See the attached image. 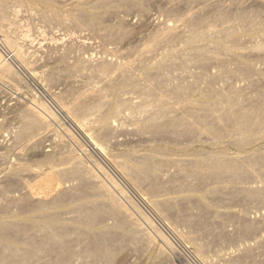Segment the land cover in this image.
Wrapping results in <instances>:
<instances>
[{
	"label": "bare ground",
	"instance_id": "1",
	"mask_svg": "<svg viewBox=\"0 0 264 264\" xmlns=\"http://www.w3.org/2000/svg\"><path fill=\"white\" fill-rule=\"evenodd\" d=\"M39 1H37L39 2V5L41 4V6H45L47 10V14H46L43 9L44 13L46 14L44 15L43 18L50 19L51 22H53V20L54 21L60 20V15L63 13L60 12L61 14L59 13L60 14L59 15L56 12L55 10L56 7L52 3L53 1L52 2H50V0H39ZM81 1L88 3V4L92 3L93 4L92 7H95V6L99 8L111 7L112 9L116 11H119V10L121 11L124 9L128 10V8H131V9L136 8V10L137 9L141 10L145 2L148 0H81ZM201 1L203 0H179V2H181L180 4L182 5L185 4V6L186 5L189 6V5L196 4L195 5L196 7L198 6L197 4H199ZM247 1L248 0H244V1H241V0H224V1L216 0L215 1L214 0V2L210 4L206 2L203 7L201 6L200 8L197 7L198 10H196L195 12L189 13V15H187L182 21L183 22L182 25L179 26L178 24L177 25L176 24H166V25L164 24L165 26L158 27L159 32L155 30L156 34L153 33V36L150 37L149 41L146 42L145 44H142V46H140L141 48L139 47L138 52L135 54L137 56L136 58H134V60H131V61L127 60V62L126 61L119 62L121 61L120 60L121 58H120L118 62H113V61H104L105 59L104 60L101 59L103 60L101 61L102 63L99 62L100 65H97V67L94 68L93 70L97 72V73L94 72V75L97 77L99 76L101 78V84L104 86L96 87L95 89L90 90L91 91L90 93L92 95L93 94H97L98 96L101 95L105 99L107 97L108 92H111L112 95L116 97V99L117 98L120 99L122 96V92L125 91L124 89L128 88L132 91V93L138 95L136 96L138 97L137 98L138 102L128 104V102H126L125 99L124 100L122 99L123 101L117 100L118 102H116L117 104L114 106V108L112 106V108L108 112L102 113L103 104H105V102H107L108 99H110L109 98L111 96L110 94V96L106 98L107 101H104V99L103 101H100L98 99L101 103H98V100H96L97 102L96 101L95 102L97 104L93 103L92 107L87 106V104L80 103L82 105L79 104L80 105V106L78 105L79 107H74V108L67 107V109H64L63 111L66 115V116L64 115L65 119L66 120L68 119L67 120L68 122H71L70 119L73 118L78 123H81L80 121H82L83 119L85 120V118L90 117L91 115L92 116L96 115L97 118L94 123H96L99 126V128H101L102 131L105 130L109 132H116V131L118 132V130L121 128L125 129L124 126H126L125 125L126 122L124 123L123 127H120V128L114 126V124L111 125V122L119 121V124H120V121L122 119L121 117L123 116V112L126 111L127 113V110H129L130 112L129 116L128 114L126 115L128 116V118L132 120L131 123L134 121L136 122V128H137V130H135V128L134 129L132 128V130L129 129L131 130L130 132L135 130L137 132L135 133L139 135L138 134V131H139L140 136H141V133H143L144 135L145 134L144 132L146 133L149 132L153 135L155 134V136H162V134L168 133L166 136H171V138L173 136L175 138L177 137L182 138L185 136V139L189 137L188 140L185 142L188 144H186L184 148L180 147L181 148L180 153L183 155V157L190 158V159L183 162L182 164L180 161L175 160L176 162H173L170 159H167V157L170 156V153H168L167 150L165 151L163 148H158L157 146V148H153L150 150V154L147 155V157L145 156L146 158L137 160L136 158H133L134 156H129L125 158L123 162L117 163V166L118 168H120L122 176L130 178L140 185H144L146 187L147 194L151 195L153 198H157L155 202H152L151 204L149 203V205H154L156 208H158L161 211L160 212L161 214H164V215L168 214V217L170 215L173 218L171 219L174 220V222L176 221L175 223L177 226L179 224V226L185 225L187 228L195 227L196 229L197 228L199 229V232L202 233V234L200 233V235H202L201 236L202 242L200 239H199L200 242H197L198 239L197 240L192 239L193 237L197 238V235L195 236L192 231L191 232L194 236L191 238L186 237L188 234L192 235L191 233H187V235L185 234L186 236L180 235L181 232L178 234L180 235V239H182L185 242L191 243L195 241V243H197L194 245L196 246L195 252H197L200 256L204 255L203 252H205V250L209 251L210 249V252H211L212 250L211 248L213 245L212 246L209 245L211 248L207 249V247H209L208 244H212V243L215 244V241L221 240L220 237L223 235V233H221L222 231L220 232V234L218 232L219 230H221L222 227L214 226L213 225L214 221L212 222V225H210L208 223V220L206 219L208 217L207 215L209 214L212 208H216V207L222 208V206L225 207L224 205L228 206L231 203V200L240 203L241 206H242V203L243 205L246 203L247 204L253 203L256 206H258V208L259 207L264 208V180H260V177H264V154L261 152V150L264 148L263 147L264 146V70H260L259 66H257L259 63H260L259 65L261 64L264 65V24H262L261 22L260 24L258 22L259 19L256 21V18H257L256 16L259 15L256 12L257 11L260 12L262 9L264 10V0H250V2L252 1V4H253L252 8H254L251 10L246 8V5H249L246 3ZM26 2H28L29 5L36 4L35 0H26ZM57 2H59V0H57ZM17 3H20V2H17ZM28 3H27V6H28ZM167 3H170L174 7L176 6V3H174V0H167ZM11 4H12L11 0H0V33L5 35L6 44L7 46L10 47L11 50H13L12 52L14 54V55L13 54L10 55L9 53L4 56V54H2V52L0 51V79L1 80L2 79H15L17 76L15 72L16 69L14 71L13 69L14 66L12 67L11 64L9 63L10 59H15L19 67L24 68L28 71L30 70V64L27 59V54H26L27 52H25V49H26L25 46L34 47L33 42L35 41V40H32L31 37H29L30 34H28L27 30H26L27 32L22 31L23 35L22 36L20 35L17 37L19 39L17 40L18 42L14 39L12 40L9 37V34L12 31H14L12 30L13 28L12 26L17 25L20 22L21 16L25 11L24 8L26 6L24 5V8H22L24 9V11H22L21 8H20L21 10L17 9V4L14 5L13 3L14 6ZM15 6L16 8H13ZM174 7L171 9L173 10ZM250 7L251 6H249V8ZM32 8L34 9V7L31 6V9ZM28 11H29L28 13L29 15L30 9ZM40 12L38 13L40 14ZM100 15H97L96 18L90 20L87 26L93 27V28L97 27L99 25V24L97 25V23H98V19L100 18ZM72 16H74L73 25L76 24L80 26L79 25L80 23L82 22L85 23L84 16L86 15H84L82 12L76 13V14L73 13ZM31 17L33 16L30 15V18ZM63 18H64V15H63ZM61 19H62V16H61ZM88 19L89 17L87 18V21ZM263 19L264 18L262 17V20L261 19L260 20L263 21ZM118 21L120 20L118 19ZM60 22H63V21H60ZM69 22L72 23L71 20H69ZM69 22H67L68 25H69ZM17 27L19 29L20 26L17 25ZM99 28L100 27H98V29ZM110 28L111 27H109V29L107 28L108 33L110 35H108V33L106 32V34L109 37L111 36V33L114 34L115 33L114 31H116V29L114 28L115 29L114 30L113 27H112L113 31L112 30L110 31ZM121 30H123V28ZM40 33H41L40 35L43 36L42 34L43 32H40ZM247 39H248V43H246V41L244 43V40H247ZM46 42L48 43V40ZM49 42L53 43L54 40L51 38ZM67 42H70V41H67ZM84 43L86 44L87 42H84ZM57 44H59V42H57ZM50 45L49 47H52ZM176 45H178L177 46L178 48L175 47ZM55 47H56V44H55ZM64 47L66 48V46ZM244 49H246L251 54H253L256 57V61L252 57L254 61L251 60L248 62H243L242 61L243 53H240V51ZM78 51H79V48H78ZM246 57L247 56H245V59ZM122 59L125 60L124 58ZM176 59L179 60V62ZM248 59H249V56H248ZM154 60L156 62H153ZM93 61L94 60H92V62ZM92 62H91V59L86 60V63L90 64L89 66L92 65L91 64ZM64 63H62V65ZM177 63L182 64V67L184 65H189V64L190 66L193 65L195 68L198 69V71H195L197 75L200 74L199 69L207 70V68L213 63H219L220 68L223 69L224 67L225 69L221 74L218 75V77L222 78V80H224L223 77H226L225 74L229 75L228 73L230 72V69L228 70V65L230 66L233 64V67H234V64L237 63L236 66L238 68V73L241 76V78L239 77L237 78L248 82L247 84L248 88L246 87L245 91H247V89H250L251 91L257 92V94H255L254 96H248V94L245 93L244 90H241L240 87H239L240 89L229 88V90L227 91L223 90L224 92H221L218 88H215L211 84H210L211 87L209 89L201 90L198 86V82L196 81L195 82L192 81V83L191 81H189L190 83L188 81L183 82L185 80L184 78H181L183 79V81L181 79H180L181 81H179L176 77L175 78L179 82L175 79L176 81L175 80L174 81L177 83L170 84L171 82L169 81L170 80L169 78H172L171 77L172 72L175 71L180 66ZM83 65L78 64L77 69L83 70V67H85ZM192 67L191 69H193ZM85 69L87 70V68ZM184 69L185 68H183L182 70L184 71ZM176 71H177V74L176 72L174 74L179 75L178 70ZM109 72L114 73V77H109L110 75L107 76L108 74L105 75L106 73H109ZM214 74H215V71H214ZM111 76H113V74ZM188 76L190 75H187V77ZM199 77H201V75ZM190 78L191 77H188L187 79H190ZM113 80L117 81V83L119 84L118 85L116 84V86H114L115 82ZM199 83H201L200 80H199ZM121 89H123L124 91H121ZM160 92H163V95H160L159 94ZM125 93L127 92L125 91ZM97 95L94 97H98ZM136 97H135V100L134 99L132 100L136 101ZM32 100L30 99V101ZM113 100L112 102L111 101L110 102L115 104L114 103L115 101L113 102ZM110 102H107V103H110ZM34 107L35 106L33 105L28 106L27 109L23 111L22 119H21L23 120V124H24L23 129L21 130L19 134L15 132L19 135V137L23 141L24 139H26L25 137L28 136L29 138H31L30 136L32 135L34 136L35 133L37 135V132L41 130H44V131L49 130L50 127H52L53 125V124L51 125L50 121H48V119L44 117L43 114L37 111ZM42 107H47V106L42 104ZM104 108L106 110L107 105L106 106L104 105ZM45 110L48 112L47 108ZM213 112H218L219 115L216 117V115H213ZM50 115L53 116V114L51 113L47 114L49 118H51ZM56 119L58 118L56 117ZM125 119L126 118L124 117L123 120ZM191 119L193 121H191ZM215 119L219 122V126L217 127L211 126L213 124H217V122L214 121ZM196 120H198V123L196 122ZM63 121L65 122V120ZM128 124H130V122ZM82 125L83 127H85L84 129H86V127L89 126V123L84 124L83 122ZM19 126H21L22 128V125H19ZM63 126L66 127L64 124ZM90 129L92 130L91 127ZM19 130H20V127H19ZM122 133H125V132L122 131ZM127 135L129 136L130 134H127ZM132 135L133 134H131L130 136ZM120 136H123V134ZM140 136H136V137H140ZM194 136H196L198 139H201L203 141H204L203 138H205V140L209 138L211 140L210 141L211 148L209 149L211 150L210 151L209 149L205 150L204 148H200L199 150H195V148L194 149L192 148L193 150H190V147H193L191 145H192V142L194 141L193 140L195 138ZM23 137L24 139H22ZM20 138H17V139L20 140ZM183 140L184 139H182V141ZM61 142H64V141H61ZM223 143H226L228 146H231L237 150L246 151L247 155L245 157H234L228 153L226 148L222 146ZM182 145L184 144L182 143ZM257 146L258 148L256 149ZM197 148H198V144H197ZM54 152H57V151H54ZM76 152L77 151H75V153ZM73 154L72 152H68L67 156L63 158L61 157V162L66 163L65 165H69L68 167L65 166L59 169L50 170L51 173L55 174L56 179H57V183L55 184L54 190L50 191L45 196L32 194L33 191L29 192L26 196H24L29 201L32 202V205L30 206V208L27 209V211L26 209L23 211L25 212L24 215L21 214L23 215V217L18 214L19 212L17 213V217H14L15 216L14 214H13L14 218L12 216L7 217V212L9 210H6L7 212H4L6 214H4V216L2 215L3 216V217L1 216L2 218L0 217L1 219L0 220V264H114L116 259H118L119 254L122 255L124 253L125 256L128 255L127 253H125L126 252L125 249H126V244L129 245L130 242L138 245V246H135L136 248H138L139 246L141 250L144 248L145 251L148 252L147 254H149V252L152 251L154 243L156 244L155 237L151 235V233L141 223H139V221L136 218H134L133 213L129 209H127L126 206L123 205L124 203L122 204L121 203L122 201L120 200L121 201L120 202L117 199L118 196L115 194V192H113L109 187H107L102 179L100 180L101 176L95 173L94 170L90 168L91 166L88 167L86 165L87 166L86 167L84 162L80 158V156H79L80 158L79 159V158H76V156H74ZM175 154H176V151H175ZM51 158L54 159V157H51ZM51 158L48 157V159L46 160V163L52 164L51 162H53V159ZM57 165L58 163L56 164V166ZM172 166L175 169L177 168V173H175V170H173L175 173V174L173 173L174 175L172 173L170 174L169 172L167 174L168 169L172 168ZM25 168L26 166L23 169ZM28 168L31 169L30 167ZM99 170L101 171L102 175H105L107 177L106 179H109L111 182H113L116 185L117 192L119 191L121 194L126 193L124 188H122L119 184H117V182L114 181V179L107 172H105L106 170H104L102 167ZM29 171L30 170H28V172ZM33 171L35 172V170ZM69 181H73L74 184L76 183L75 187L69 188L70 186H68V188H66L63 186L64 184H66V182L68 183ZM50 182H51V178H50ZM74 191L75 193L73 194ZM169 191H176V193H180L182 194V196L174 197V198H169V197L165 198L164 196H166ZM127 197L128 196H126L125 199H127ZM160 197H164V198L159 200L158 198ZM207 198L211 201L210 203H209V200H207ZM229 201L230 203L228 204ZM12 202H13V199H12ZM22 202L20 200V203ZM236 202L234 204H237ZM190 205L194 206L193 211H196V210L198 211L196 215L191 214L192 212H190V209H189ZM230 206L232 207L231 204ZM256 206L254 208L257 209ZM23 207L25 208V206ZM191 211H192V208H191ZM20 213L22 212L20 211ZM220 213L221 212L218 213L219 216H224L225 220H232L231 222L234 223L233 224L234 226L236 225V229L238 227L237 231L238 230L239 231L238 232L236 231L237 233L236 232L235 233L236 234L239 233L238 238L240 239L241 237V240L244 239L246 235L248 237V234L250 233L252 234V232H254L257 229L259 230L261 227V226L259 227L256 225L257 223H255L256 222L255 220L257 219H254L253 217L251 218H253L254 221H251V220H248L247 217L243 219L242 218L243 216L241 215L242 216L241 218L244 221H242L241 218H240V221H238L239 219L237 218L238 219L237 220L236 217L234 218L232 215H228L227 213H224V214H220ZM10 214L12 215V213ZM209 215L212 217L213 212H212V215L211 213ZM263 216L264 214L261 216V218ZM218 218L220 217H217L216 219ZM224 219H222V221ZM262 221L264 224V217ZM215 224H218V222ZM229 224L225 225L226 228L231 226V223ZM263 224L261 223V225ZM186 227L185 229H187ZM226 228L222 230H225V232H227L226 230H228V228L227 229ZM233 228L235 229V227ZM258 230L255 232L260 231ZM230 231H231L230 233H233L232 230ZM229 236H232V234H229ZM234 236H232V239H230L231 243L233 241ZM225 240L228 241L227 238ZM234 240H237V239L235 238ZM164 242L165 241H163V243ZM219 242L221 243L222 241H219ZM223 243L225 242L223 241ZM257 243H259V241H257ZM227 244L229 246L232 245L229 243ZM218 245H214V246L216 247ZM233 245L235 246L234 243ZM214 246H213V249H214ZM236 246H237V243H236ZM160 247L161 249H159L158 253L156 252V256L158 255V257H160L163 254L162 250L164 247L162 248L161 245ZM78 248H82V249L79 250ZM128 248L130 249L132 247L130 246ZM244 248L240 246V249H244ZM261 249L264 250L262 246H261ZM132 250L133 249H131V251ZM141 250L139 251L141 252ZM244 250L242 251L244 252ZM250 250L248 249V251ZM242 251H241V254H243ZM142 252L141 253L137 252V253L139 254V256L142 255L143 257L145 255L144 254L145 252H143L144 255L142 254ZM252 253H253L252 250L250 253H247L246 251L244 253L245 254L244 258L247 259L248 262L250 259L257 261V259L253 257L254 253L253 254ZM133 255H137V254L133 253ZM232 255H233V252L228 257L230 258L232 257ZM234 257L236 256L233 255L232 258ZM127 258H130V257L127 256ZM152 259L154 260L155 257L154 258L152 257ZM160 259L161 257L158 260L160 261ZM241 259L240 261H243ZM137 260H140V258ZM137 260L135 264L137 263L139 264ZM201 262H202L201 264H213V261L210 262L209 260H206L204 258H202ZM229 262L231 264L230 260ZM235 262L239 263V259L237 258ZM250 262H252V260H250ZM116 263L118 264L119 262H116ZM131 263H133V261ZM239 264H243V263L241 262ZM250 264H253V263H250ZM255 264H264V261L256 262Z\"/></svg>",
	"mask_w": 264,
	"mask_h": 264
},
{
	"label": "rangeland",
	"instance_id": "2",
	"mask_svg": "<svg viewBox=\"0 0 264 264\" xmlns=\"http://www.w3.org/2000/svg\"><path fill=\"white\" fill-rule=\"evenodd\" d=\"M35 1H36V4H34V5L30 4L29 5V3L26 2V0H11V2H12L11 5H13V3H14V5L17 4V9H20V8L22 9V8H24V5H26V6L24 8L25 11H24V9H22V11H24V13L21 16L20 22L17 24L20 26L19 29H18L17 25H13L12 30H14V31L11 32L12 34L11 33L9 34V37L12 40L14 39L17 41V40H19L17 38L18 36H20V35L22 36L23 32L28 31V34H30L29 37H31L32 40H35V41L33 42L34 47L25 46V48H26L25 52H27L26 53L27 59H28L29 64H30V70L28 71L24 68L19 67L18 63H16L15 59H10L11 61L9 60V63L11 64L12 67L14 66L13 67L14 71L16 69V71H15L17 74L16 78L18 80L16 78L15 79H2V80L0 79V217L2 215L4 216V214H6V213H4V212H7L6 210H9L7 212V217H11V216L13 217L14 215H15L14 217H17L18 212H19L18 213L19 215H21V214L24 215L25 212H23V211L25 209L27 211V209L30 208V206L32 205V202L29 201L26 197H24L29 192L33 191L34 193L32 192V194L45 196L50 191L54 190L55 184L57 183V179H56L55 174L51 173L50 170L51 169H59V168L65 167V166L68 167L69 165H65L66 163L61 162V157L63 158V157L68 155V152H72V154L74 153L73 155L76 156V158H79V156H80V158L84 162L85 166L86 165L88 167L91 166L90 168H92L95 173L99 174L102 177L101 178L99 176L100 180L102 179L103 182L105 183V185L107 187H109L113 192H115V194L118 196V197L116 196L117 199L119 201L121 200L122 202L121 201L120 202L122 204L124 203L123 205L126 206V208L129 209L133 213L134 218H136L139 221V223H141L151 233V235H153L155 237L156 244L154 243L152 251H150L149 254H147L148 252L145 251L144 248H143L144 250L143 249L141 250L140 246L138 248H136L135 246H138V245L133 244L131 242L130 243L127 242V243H129V245L126 244V249H125L126 252L125 253H127L128 254L127 256L130 258H127V256H125L124 253H123L124 255L119 254L118 259H116L114 264H117L116 262H119L118 264H124V263L135 264L136 260L139 258H140V260H137V262H139V264H148V263L149 264H166V263L167 264H199V263L201 264L202 258L209 260L210 262L213 261V264H230L229 260L231 261V264H233V263L239 264L241 262L243 264H248V263L249 264L250 263L255 264L256 262L264 261V250L261 249V246L264 249V242H263L264 241V233H263L264 232V227H263L264 224L262 221L264 216L261 218V216L264 214V208L263 207L258 208V206H256L253 203L252 204L246 203L244 205L242 203V206H241L240 203L231 200V203L229 201L228 204L230 203L232 205V207L229 204L228 206H230V207H228L227 205H224L225 207L222 206V208L221 207L212 208L213 210L211 209L209 214L211 213V215H212V212H213V216L211 217L208 214L207 215L208 217L206 219L208 220V223L210 225H212V222L214 221V224H213L214 226L222 227L221 230H219L218 232L220 234V232L222 231L221 233H223L224 236L222 235L220 237L221 240L215 241V244L214 243L208 244V246L209 245L210 246L218 245L220 243L219 241H222L221 243H223V241H224L225 243H223V244L220 243L223 248L221 247L220 244L216 247L214 246V249H213V246H212V248L210 246L207 247V249H209V248L212 249L211 252H210V249H209V251L205 250V252H203L204 255L201 254L202 256H200L197 252H195L196 246H194V245L197 244V243H195V241L188 243V242H185L182 239H180V235L186 236L187 233L192 234V232H193V234L195 236L197 235V238L193 237L194 236L193 234L192 235L188 234L189 236L187 235L186 237H190V238L193 237L192 239H196V240L198 239L197 242H200L199 239L201 240L202 235H200L201 232H199V229L198 228L196 229L195 227H189V228H191V229H189L185 225H183L184 226V228H183V226H179L178 223H177L178 224V226H177L175 223L176 221L174 222V220H172L173 218L170 215L168 217V214H165L166 217H168V218H166L164 214L160 213L161 211L158 208H156L154 205H149V203L151 204L152 202H155V200H157V198H153L151 195H148L146 192V187L144 185H140V184L136 183L135 181H133L132 179L122 176L121 170L117 166V163L123 162L124 159L129 157V156H134L133 158H136L137 160H140L142 158H146L147 155L150 154V150L153 148H157V146H158V148H163L165 151L167 150V152L170 153V156H168L167 159H170L173 162L180 161L182 164L183 162L190 159V158L183 157V155L180 153L181 148H184V146L186 144H188L185 142L188 140L189 137H187V139H185V136L182 138H180V137L175 138L173 136L174 138L172 137L173 138L172 139L171 136H166L168 133L162 134V136L164 135L162 137V136H155V134L153 135L149 132H147V133L144 132L145 133L144 135H143V133H141V136H140L139 131H138L139 135H137L136 134L137 132L135 131V130H137L136 122L134 121L131 123L132 120L130 118H128V116L130 114L129 110H127V113H126V111L123 112V116L121 117L122 119L120 118L121 119L120 124H119V121H112L111 122V125L114 124V126H116L118 128L123 127L124 123L126 122V124H125L126 126H124L125 129L124 128H123L124 130L122 128H121L122 130L119 129L118 130L119 133L117 131H116L117 133L116 132H109V131H105V130H104L105 132L102 131L101 128H99V126L96 123H94L96 118H97L96 115H94V116L91 115L90 117L85 118V120L83 119L82 121H80L81 123H78L73 118L70 119L71 122H68L67 121L68 119L67 120L65 119L66 115L63 112L64 109H67V107H73L74 108V107H79L82 104H87V106L92 107L93 103L97 104L96 100L99 99L100 101H103L104 98L101 95H99V96L97 94L92 95L90 93L91 92L90 90H93L96 87H103L104 86L101 84V78L99 76L97 77L94 75L95 70H93V69L96 68L97 65H100L99 62L103 61L104 59H105L104 61L118 62L120 58H121L120 59L121 61H119V62H124V61L127 62V60H130V61L134 60V58H136V56H137L135 54L138 52L139 47L142 46V44H145L146 42H148L150 37L153 36V33L156 34V31L159 32L158 27H161V26L163 27L166 24H176V25L178 24L180 26L183 24L182 21L184 20V18L187 15H189V13L195 12L196 10H198V8H200V6L203 7L206 2L208 4H210V3L214 2V0H212V1L211 0H208V1L203 0L199 4H197L198 8L195 6L196 4L195 5H189V6L188 5L185 6V4L182 5V4H180L181 2H179V0H174V3H176L175 7L172 6L170 3H167V0H148L145 2L144 6L141 10L140 9L136 10V8H132V9L128 8V10L124 9L121 11L120 10L116 11V10L112 9L111 7L99 8V7H96L95 5H94L95 7H92L93 6L92 3L88 4V3H85L81 0H59V2H57V0H50V2L53 1L52 3L56 7V9H55L56 12L58 14L60 12L63 13V14L60 13L61 15L59 14L60 20L59 21L56 20L57 22L54 20H53V22H51L50 19L43 18L44 15L47 14L46 7L41 6V4L39 5V2H40L39 0H35ZM37 1H39V2H37ZM241 1H244V0H241ZM17 2H20L21 4L17 3ZM27 3H28L29 8L27 6ZM246 3L249 4V5H246V8H248L249 10L254 9V8H252L253 7L252 1L250 2V0H248ZM86 4L88 7L86 6ZM31 6L34 7V9L36 11L33 8L31 9ZM35 6H37V7H35ZM190 6H192V7H190ZM249 6H251V7L249 8ZM173 7L175 10L171 9ZM13 8H16V6ZM29 9H30V14L28 15ZM43 9H44L46 14L44 13ZM70 10H72V11H70ZM42 11H43V13H42ZM102 11H103L104 15H103ZM262 11L264 12L263 9L260 12L255 11L257 14H259L258 16H256L257 14L255 16L257 17L256 21L259 19L258 22L259 23L261 22L262 24H264V19H263V21H261L262 17L264 18V16H263L264 13ZM38 12H40V14ZM81 12L84 15H86V16H84V22L85 23H83V22L80 23L79 24L80 26L74 24L75 25L74 26L73 25V23H74L73 17L74 16H72V15H73V13L76 14V13H81ZM33 13H35V14H33ZM41 13L43 14V16ZM66 13H68V14H66ZM96 14L97 15H100V14L103 15V17H102V15H100V18H99L100 20L98 19L97 25L98 24L99 25L95 28L87 26L88 23L90 22V20L97 17ZM30 15L33 16L34 18L33 17L30 18ZM40 15L42 18L40 17ZM63 15H64V18H63ZM61 16H62V19H61ZM260 16H262V17H260ZM88 17H89V19L87 21ZM64 19H65V21H64ZM118 19L120 21H118ZM69 20H71L72 23H70ZM60 21H63V22H60ZM86 21H87V23H86ZM58 22H60V23H58ZM67 22H69V25ZM108 25H109V27H111L110 31L112 30V27H113V29L114 28L116 29V31H114L116 34L111 33V36H110L111 38L108 36V35H110L108 33V30H107V28L109 29ZM98 27H100V28L98 29ZM122 28H123V30H121ZM120 31H122V32H120ZM40 32H43L42 34H43L44 38L46 37L45 39L43 38L42 35H40L41 34ZM106 32L108 33V35L106 34ZM33 35H35V36H33ZM113 35H114V37H113ZM5 38H6L5 35L0 33V51L2 52V54H4V56L9 54V53H10V55L13 54V52H12L13 50H11L9 46H7ZM51 38L54 40L53 43L49 42L51 40ZM46 39L48 40V43L46 42L47 41ZM55 40H56V42H55ZM57 40H59V41H57ZM40 41L41 42L43 41L44 44H43V42L41 43ZM67 41H70V42H67ZM245 41H246V43H248V39L244 40V43H245ZM57 42H59V44H57ZM84 42H87V43L85 44ZM68 43H69V45H68ZM50 44H52V45H50ZM55 44H56V47H55ZM81 44H83L84 46ZM49 45L52 47H49ZM60 46L62 47V49ZM64 46H66V48ZM177 46L178 45H176L175 47L178 48ZM81 47H83V48H81ZM75 48H76V50H75ZM78 48H79V51H78ZM40 50L42 51V53ZM50 51H51V53H50ZM76 52H77V54H76ZM240 53H243V59H242L243 62H248V61H251L253 59H255V61H256V57L253 54H251L249 51H247L246 49L241 50ZM50 54H51V56H50ZM131 55H132V57H131ZM68 56H70L71 58ZM245 56H247L246 59H245ZM248 56H249V59H248ZM46 57H48V58H46ZM252 57H253V59H252ZM122 58H124L125 60H123ZM87 59L88 60L91 59V62H92V60H94L93 61L94 63L93 62L91 63L93 65V67H92V65L89 66L90 64L86 63ZM101 59H103V60H101ZM45 61H47V62H45ZM177 61L179 62V60H177ZM153 62H156V61L154 60ZM62 63H64L65 65L64 64L62 65ZM78 64L85 66V67H83V70L77 69ZM85 64L87 65V67ZM177 64L181 66V67L179 66L176 69V70H178V74L180 76L176 75L177 74L176 70L173 71L172 72L173 76L171 75L172 78H169L170 79L169 81L171 82L170 84L177 83V82H175L177 79L179 81H181V80L183 81V79H181V78H184L185 80L183 82H186V81H188V82L191 81V83H192V81L198 82V86L201 90H207L211 87V85H213L215 88H218L221 92L227 91V90H229V88H234V89H240L241 88V90L245 91L246 87L248 86L247 81L239 79V78H241V76L238 73V68L236 66L237 63L234 64V67H233V64L230 66L228 65V70L230 69V72L228 73L229 75L225 74L226 77L227 76L228 77L227 78L223 77L224 80H222V78L218 77V75L221 74L225 70L221 64L220 65L223 67V69L220 68L219 63H213L212 65H210L211 67L209 66L207 68V70L206 69H204V70L199 69L200 74H198V75L195 72V71H198V69L195 68L193 65L190 66V64H189V65H184L182 67V64H179V63H177ZM259 64L257 65V66H259V69L264 70V65L261 64L262 65L261 66ZM187 66H188V68L190 66V68L188 69ZM191 67L193 69H191ZM58 68H59V70H58ZM85 68H87V70ZM180 68H182V69L185 68V69L183 71ZM31 69L33 70V72ZM21 70H23V71H21ZM54 71H56V72H54ZM214 71H215V74H214ZM67 72H68V74H67ZM175 72H176V74H174ZM185 72H187L188 74ZM53 73H55V74H53ZM83 73H84V75H83ZM95 73H97V72H95ZM112 74H113V76H111ZM194 74H196V75H194ZM105 75H107V76L110 75L109 77H114V73H112V72L106 73ZM185 75H186V77H187V75H190L188 77H191L192 80H191V78L187 79L188 77L186 78ZM200 75H201V77H199ZM206 75H207V77H206ZM75 76H76V78H75ZM194 76H196L198 78H196ZM53 77H54V79H53ZM217 77H218V79H217ZM237 77H239V78H237ZM171 79H173V80H171ZM212 79H213V81H212ZM14 80H15V82H14ZM199 80L201 83H199ZM17 82H19V83H17ZM114 82H115L114 86H116V84L117 85L119 84V83H117V81H114ZM123 89H121V91L125 90L127 93H125V91L122 92L123 97L121 96L120 99L119 98L116 99V97H114V95H112L111 92H108L106 98H108L111 94V96L109 97L110 99H108V101H107L105 98L104 101H107V102L111 101L112 102V100L114 99L113 102L115 101L114 102L115 104H113L111 102L110 103L105 102V104H103L104 103L103 102L102 103L103 104L102 113L108 112L112 108V106L114 108V106L117 104L116 102H118L117 100L123 101L125 99L126 102H128V104L138 102L137 101L138 97H136L138 95L132 93V91L128 88L127 89L125 88L124 90ZM218 89H216V90H218ZM128 91L131 93H129ZM245 93H247L248 96H254L255 94H257V92L251 91L250 89H247V91H245ZM159 94L163 95V92H160ZM96 95L98 97H94ZM33 97L36 100H34ZM135 97H136V101H134ZM30 99L31 100L33 99L35 102L33 100L30 101ZM132 99H134V100H132ZM99 100H98V103H101ZM61 102H62V104H61ZM80 103H82V104H80ZM42 104L47 106V107H42ZM31 105L35 106L34 108L37 111L41 112L43 114V116L46 117L48 119V121H50L51 125L52 124L53 125H52V127H50L49 130H45V131L41 130V131L37 132V135L35 133L36 136L32 135V136H30L31 138H29L27 136V137H25L26 139H24V137H23L22 138V139H24V141H23V140H21V138L18 135L24 126L23 120H21L22 114H23V111H25L27 109V107L31 106ZM104 105L105 106L107 105L106 110H105L106 107L104 108ZM46 108L48 109V112L45 110ZM49 112L51 114H53V116H51V115L50 116H51V118L54 119V121H53V119H51L47 116V114H50ZM217 113L218 112H213V115H216V117H217L219 115V113L218 114ZM126 114H128V116ZM56 117L59 120L56 119ZM124 117L126 118L125 120H123ZM63 120H65L66 123ZM72 121H74V122H72ZM191 121H193V120L191 119ZM214 121L217 122V124H213V125L210 124V125L215 126V127L219 126V122L216 119ZM83 122H84V124L89 123V126H88L89 128L86 127V129H84L85 127H83V125H82ZM129 122L131 125L128 124ZM196 122L198 123V120H196ZM63 124L66 127H64ZM19 125H22V128ZM93 125L95 126V128ZM61 126H63V127H61ZM131 126H133V127H131ZM19 127H20V130H19ZM90 127L92 128V130L90 129ZM54 128L56 131L54 130ZM66 128L68 131L66 130ZM132 128L133 129L135 128V130H133L134 133L136 132L135 135H134L133 131L130 132L132 130ZM129 129H131V130H129ZM127 130H129V131H127ZM122 131L125 133H122ZM15 132H17L18 134ZM101 132H103V133H101ZM96 133H98V134H96ZM126 133L130 134V135L133 134V135L128 136ZM122 134H123V136H120ZM145 135L147 136V138ZM136 136H140V137H136ZM196 136H198V135H196ZM196 136H194L195 138L193 137L194 141L192 142V145H191L193 147H190V150H193L194 148H195V150H199L200 148H204L205 150H208L209 148H211V142H210L211 140L209 138H207V140H205V138H203L204 139V141H203L201 139H198ZM16 137L20 138V140H18ZM98 137H99V139H98ZM43 138H44V140H43ZM38 139H39V141H38ZM182 139H184L185 141L184 140L182 141ZM196 139H197V141H196ZM53 140L55 141V143ZM59 140L64 141V142H61ZM118 142H119V144H118ZM182 143L184 145H182ZM170 144H171V146H170ZM197 144H198V148H197ZM65 146H66V148H65ZM222 146L224 148H226L228 153L234 157H245L247 155L246 151L237 150L231 146H228L226 143H223ZM257 148H258V146L256 147V149ZM210 150L211 149H209V151ZM54 151H57V152H54ZM65 151H66V153H65ZM75 151H77V152L75 153ZM175 151H176V154H175ZM261 152L264 154V148L261 150ZM64 153H65V155H64ZM99 154H100V156H99ZM47 155H49V156H47ZM48 157H50V158L54 157V159L51 158V159H53V162H51L52 164L46 163V160L48 159ZM56 158H57V160H56ZM42 160H43V162H42ZM57 163H58V165L56 166ZM25 166H26V168L23 169ZM99 166H100V168L102 167L104 170H106L105 172H107L114 179V181L117 182V184H119L122 188H124V190L126 192L125 194H121L119 191L117 192L116 185L113 182H111L109 179H106L107 177L105 175L101 174V171L99 170L100 169ZM28 167H30L31 169H29ZM17 169H19V170L22 169V170L19 171ZM28 170H30V171L28 172ZM33 170H35V172ZM170 170H171V172H170ZM173 170H175V173H177V168L175 169L172 166V168L168 169L167 174H168V172L170 174L171 173L173 174L174 173ZM33 173H34V175H33ZM50 178H51V182H50ZM260 180H264V177H260ZM17 181H19V182H17ZM20 184H22V185H20ZM75 184L73 181H69L68 183L66 182V184H64L63 186L66 188H68V186H70L69 188H73V187H75ZM6 190H7V192H6ZM4 192H5V194H4ZM74 193H75V191L73 192V194ZM123 195H124V197H123ZM126 196H128L127 199H125ZM180 196H182V194L176 193V191H169L167 193V195L164 197L165 198L166 197L174 198V197H180ZM164 197H160L158 199L160 200V199H163ZM12 199H13V202H12ZM20 200H21V202L23 200L24 201L22 203H20ZM207 200H209V199L207 198ZM210 202L211 201L209 200V203ZM235 202L237 204H234ZM233 205H235V206H233ZM23 206H25V208ZM255 206L257 207V209L254 208ZM4 208H5V210H4ZM191 208H192V211H191ZM189 209H190V212H192L191 213L192 215H196L198 213L197 210L193 211L194 206L190 205ZM20 211L22 213H20ZM9 212L12 213V215ZM219 212H221L220 214L227 213L228 215H232L234 218L235 217H236V219L238 218L239 219V220L237 219L238 221H240V218L242 216H243L242 217L243 219L247 217V219L251 220V221H254V219H257V220H255L256 221L255 223H257L256 224L257 226H259V227L261 226L259 229L260 231L257 229L259 232H255V231H257V230H255L254 232H252L253 235L250 233L251 235L248 234V237H247V235L245 238L242 237L245 240L244 239L241 240V237H240V239L238 238L239 233L236 234L239 231V230L237 231L238 227L236 229V225L234 226L233 225L234 223L231 222L232 220H225L224 216H219V214H218ZM235 213L236 214L238 213V214L236 215ZM23 215H21V216L23 217ZM234 215H236V216H234ZM217 217H220V218L216 219ZM251 217H253L254 219ZM221 218L224 220L222 221ZM242 218H241V220H242ZM215 220H217V221H215ZM242 221H244V220H242ZM217 222L220 226L218 224H215ZM228 222L231 223V226L232 225L233 226L232 227L229 226L230 224ZM260 222L263 225H261ZM226 224H229L228 225L229 227H227L228 230H226L227 232H225V230H222V229L226 228V226H225ZM258 224H260V225H258ZM185 227L187 229H185ZM233 227H235L236 230ZM194 228L197 230V232ZM187 230L188 231L190 230V231L188 232ZM230 230H232L233 233H230L231 232ZM224 232H225V234H224ZM178 233H180V235ZM226 233H227V235H226ZM229 234H232V236L236 235L233 237L232 243L230 240V239H232V236H229ZM249 236H251V237H249ZM225 237L227 238L228 241L229 240L230 241L229 242L226 241ZM235 238L237 240H234ZM162 240L165 241L166 243L165 242L163 243ZM239 240H241V241H239ZM257 241H259V243H257ZM201 242H202V240H201ZM226 242L229 244H232V245L229 246ZM233 243L235 244V246L233 245ZM236 243H237V246H236ZM159 244L162 246V248L164 247L162 250L163 254L160 256L161 257L160 261L158 260L160 257H158V255L156 256V252L158 253L159 249H161ZM127 246L128 247L131 246L132 248L129 249ZM240 246L242 248L245 247L244 248L245 250L240 249ZM82 248H83V246H82ZM82 248H78V249L80 250ZM246 248H248L249 250L251 248L252 252L254 253V254L252 253L253 257H255V259H257V261L250 259V260H252V262H250V260L248 262L247 259L244 258L245 251L247 253L251 252V250L248 251V249H246ZM127 249H129V250H127ZM131 249H133L132 250L133 252L131 251ZM139 250H141V252L142 251L145 252L144 253L145 255L142 252V254L144 255L143 256L144 258L142 257L141 254H140L141 256H139L138 253H141ZM218 250H220V251H218ZM242 250H244V252ZM241 251L243 254H241ZM232 252H233V255L236 257L232 258L233 257V255H232V257L229 258L228 256H230L232 254ZM257 252H258V254H257ZM131 253H132V255H131ZM133 253H136L137 255H133ZM129 254H130V256H129ZM152 254H153V256H152ZM236 254L237 255L239 254L240 256L239 255L237 256ZM146 256H147V258H146ZM205 256H206V258H205ZM242 256L244 259L242 258ZM123 257H124V259H123ZM152 257L153 258L155 257V259L153 260ZM149 258H151V259H149ZM235 258L239 259V263L235 262L236 261ZM134 259H136V260H134ZM240 259L243 261H240ZM130 260H132L133 263H131L132 261H130ZM165 260H167V261H165ZM245 260H246V262H245Z\"/></svg>",
	"mask_w": 264,
	"mask_h": 264
}]
</instances>
